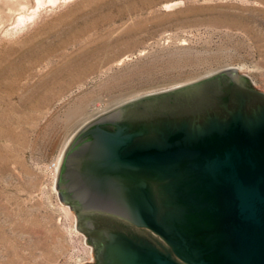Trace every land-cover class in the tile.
<instances>
[{
    "label": "rangeland",
    "instance_id": "374dc122",
    "mask_svg": "<svg viewBox=\"0 0 264 264\" xmlns=\"http://www.w3.org/2000/svg\"><path fill=\"white\" fill-rule=\"evenodd\" d=\"M21 51L12 70L27 77L0 102V264H87L93 246L57 184L72 137L225 69L264 92V0H0V66Z\"/></svg>",
    "mask_w": 264,
    "mask_h": 264
},
{
    "label": "water",
    "instance_id": "95a60500",
    "mask_svg": "<svg viewBox=\"0 0 264 264\" xmlns=\"http://www.w3.org/2000/svg\"><path fill=\"white\" fill-rule=\"evenodd\" d=\"M248 79L225 69L75 133L60 199L90 230L118 221L98 228V264H264V92Z\"/></svg>",
    "mask_w": 264,
    "mask_h": 264
},
{
    "label": "bare ground",
    "instance_id": "6f19581e",
    "mask_svg": "<svg viewBox=\"0 0 264 264\" xmlns=\"http://www.w3.org/2000/svg\"><path fill=\"white\" fill-rule=\"evenodd\" d=\"M134 1V0H133ZM140 2V1H139ZM133 4V3H132ZM134 6V5H133ZM129 9V8H128ZM32 17H34V16H32ZM29 19H31V17H28V16H24V15H22V16H20L19 17V19H18V22L19 23H24V22H26L27 20H29ZM30 21V20H29ZM18 23V24H19ZM84 28H86V27H84ZM34 50V49H33ZM28 53V52H27ZM12 54H14V53H12ZM15 54H17V52L15 53ZM31 54V53H30ZM29 54V55H30ZM28 55V54H27ZM24 56H25V53L24 52H20V54L18 55V56H15V57H17V59L15 60L14 58H12V60L11 59H7V58H5L4 57V59H3V61H4V63L5 64H3V65H1L0 66V102H5V100H8V98H9V95L11 94V96L13 95V93H15V92H17V88L20 86L19 84H20V80L21 79H25V77H27V76H24V72H25V70L26 69H29V68H26V67H21L20 68V70H19V68H18V70L19 71H15V74H13L14 73V70H12V69H17V67H18V63H20V62H18L17 63V61H20L22 58H24ZM32 56H33V54H32ZM28 57H31V56H28ZM37 58H38V56H36ZM25 58H27L26 56H25ZM11 60V61H10ZM22 61H23V59H22ZM34 61H36V60H34ZM1 62V61H0ZM33 61H31V63H32ZM25 63V62H24ZM23 63V64H24ZM29 63H30V61H29ZM38 63V62H37ZM34 64H35V62H34ZM30 65V64H29ZM31 65H33V64H31ZM21 66V64L19 65V67ZM27 66V65H26ZM25 69V70H24ZM22 70H24V72H22ZM12 75H15V76H12ZM10 76H11V78H10ZM28 80V79H27ZM19 82V83H18ZM24 82V81H23ZM25 82H28V81H25ZM25 86V85H24ZM27 86V85H26ZM21 87V86H20ZM24 88V87H23ZM21 89V88H20ZM25 89V88H24ZM22 90V89H21ZM5 94H7V98L6 97H4V95ZM10 101V100H9ZM13 101V100H12ZM14 102V101H13ZM11 102H8L7 103V105H9ZM4 104V103H3ZM6 106V105H5ZM10 106V105H9ZM11 106H13L12 104H11ZM15 108V107H14ZM14 108H13V111H14ZM4 109V108H3ZM2 109V110H3ZM11 108H9L8 110H10ZM12 110V109H11ZM4 112V111H3ZM11 112V111H10ZM1 114V113H0ZM8 114V113H7ZM10 115V114H9ZM12 115H14V114H12ZM6 116V115H5ZM11 116V115H10ZM7 117V116H6ZM15 119H17L16 117H15ZM12 120V119H11ZM8 122V121H7ZM11 125V124H10ZM2 126V125H1ZM12 126V125H11ZM2 127H4V126H2ZM6 127V126H5ZM8 128V127H7ZM10 128V127H9ZM4 129V128H3ZM2 129V130H3ZM1 130V129H0ZM6 130V129H5ZM8 130V129H7ZM9 133V132H8ZM8 133H6V134H8Z\"/></svg>",
    "mask_w": 264,
    "mask_h": 264
},
{
    "label": "flooded vegetation",
    "instance_id": "af4514ba",
    "mask_svg": "<svg viewBox=\"0 0 264 264\" xmlns=\"http://www.w3.org/2000/svg\"><path fill=\"white\" fill-rule=\"evenodd\" d=\"M248 83H251V82H248ZM69 205L72 207L71 204H69ZM75 212L78 216V212L77 211H75ZM77 218H78L79 228L86 234L88 241L93 246V248H92L93 249V256H92V259L87 264H98L97 255H98V250L101 247V243L98 241V237L100 235V233L98 232V228L101 227L102 225L104 226L107 223H116L118 221L115 218L113 219L111 217L105 216L104 214L96 213L93 216L94 227L92 230H90L84 224L85 219H83L82 217H77Z\"/></svg>",
    "mask_w": 264,
    "mask_h": 264
},
{
    "label": "built area",
    "instance_id": "2783aa9c",
    "mask_svg": "<svg viewBox=\"0 0 264 264\" xmlns=\"http://www.w3.org/2000/svg\"><path fill=\"white\" fill-rule=\"evenodd\" d=\"M60 165H61V163H59V164H58V167H57V168H58V170L60 169Z\"/></svg>",
    "mask_w": 264,
    "mask_h": 264
}]
</instances>
